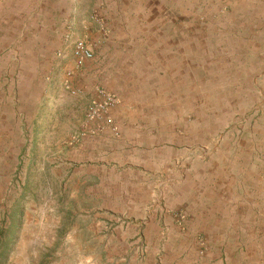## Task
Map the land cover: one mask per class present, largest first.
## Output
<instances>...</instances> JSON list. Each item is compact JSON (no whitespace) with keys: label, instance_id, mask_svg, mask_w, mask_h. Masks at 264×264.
<instances>
[{"label":"crops","instance_id":"1","mask_svg":"<svg viewBox=\"0 0 264 264\" xmlns=\"http://www.w3.org/2000/svg\"><path fill=\"white\" fill-rule=\"evenodd\" d=\"M194 1L184 0L183 11L181 0H0V129L14 118V105L35 102L53 73L71 66L52 51L73 36H90L99 43L104 39L98 43L104 53L120 37L125 43L136 38L138 30L165 28L157 24L178 27L182 11L194 15ZM244 4L253 13L264 9V0H236L242 14ZM90 7L104 21L106 36L83 19ZM255 27L260 32L254 34L264 36V23ZM262 53L246 59L244 54L96 57L77 75L80 88L100 79L120 100L116 171L139 175L130 181L145 191L140 206L147 205L154 191L163 226L154 229L156 239L147 241V250L159 253L161 264H179L168 256L176 251L185 254L187 264H264L263 113L253 122L242 121L236 137L225 133L215 149H197L228 126L232 116L257 104L264 111ZM93 140L100 142L99 137ZM87 148L99 164L101 146ZM149 227L154 225L147 231ZM199 235L204 239L201 256ZM177 238L185 239L179 249Z\"/></svg>","mask_w":264,"mask_h":264},{"label":"rangeland","instance_id":"2","mask_svg":"<svg viewBox=\"0 0 264 264\" xmlns=\"http://www.w3.org/2000/svg\"><path fill=\"white\" fill-rule=\"evenodd\" d=\"M180 5L181 10H187L184 0ZM194 7V15L182 11L178 27L157 24L165 28L138 30L136 38L125 43L120 37L109 47L106 45L104 53L103 45L98 46L104 43L103 38L99 43L81 34L52 51L64 63L70 61L71 66L53 71L49 81L45 79L49 85L37 91L35 102L14 105V118L0 129V264H161V255L147 250V241L156 239L154 229L163 226L155 205L158 202L153 200L154 191L147 205L140 206L145 191L130 181H137L139 175L124 169L120 170L122 174L116 171L118 162L114 158L118 153L113 147L122 130L116 114L120 100L100 79L90 83V88H80L77 75L96 57L244 54L246 59L263 54L264 36L254 33L260 32L255 24L264 23V9L253 13L252 7L244 4L242 14L236 0H195ZM83 19L92 24L91 28H100L102 36L107 35L104 21L93 9ZM77 39L91 43L93 50V58L78 68L72 54ZM259 42L258 49L254 44ZM57 62L53 60V65ZM249 66L245 62V69ZM103 92L113 97L112 104L105 102ZM260 106L232 116L228 126H222L197 149H215L225 133L236 137L242 121L246 124L264 115ZM93 137H99L100 142H92ZM92 143L103 149L99 164L97 155L92 157L87 148ZM151 215L154 221H150ZM153 225L147 231L146 227ZM147 233L148 238H154L148 239ZM184 240L176 239L177 249ZM197 243L201 256L202 236L197 237ZM168 256L187 264L180 251Z\"/></svg>","mask_w":264,"mask_h":264},{"label":"built area","instance_id":"3","mask_svg":"<svg viewBox=\"0 0 264 264\" xmlns=\"http://www.w3.org/2000/svg\"><path fill=\"white\" fill-rule=\"evenodd\" d=\"M91 46V43L84 39H77L74 42L72 54L75 58V65L77 68L93 58ZM102 94L106 103L112 104L114 102L113 97L109 93L103 92Z\"/></svg>","mask_w":264,"mask_h":264}]
</instances>
